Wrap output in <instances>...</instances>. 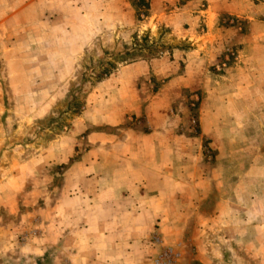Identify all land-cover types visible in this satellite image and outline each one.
I'll return each instance as SVG.
<instances>
[{
    "label": "rangeland",
    "instance_id": "374dc122",
    "mask_svg": "<svg viewBox=\"0 0 264 264\" xmlns=\"http://www.w3.org/2000/svg\"><path fill=\"white\" fill-rule=\"evenodd\" d=\"M149 3L144 12L134 9L132 0H0L2 228L15 230L24 222L15 215L25 217L27 207L20 202L40 196L39 180H45L23 178L13 201L19 199V206L10 205L11 187L2 183L13 180L18 166L47 152L44 164L58 181L65 164L49 166L52 152L71 147L66 134L80 119L87 126L82 135L96 129L89 121L99 116L104 101L96 89L101 80L95 82L94 76L105 63L115 66L110 74L136 61L159 63L156 71L165 76L155 82L150 68L146 97L169 80L174 83V91L163 97L170 98L165 100L172 113L183 117L178 148H191L182 134L191 135L194 169L199 179L207 175L212 182L210 193L217 196L222 182L233 196L230 185L241 179L243 214L250 207L253 183L264 178V171L251 170L264 165V0ZM249 45L253 53L244 61ZM24 229L13 238L19 246ZM172 252L176 264L178 253Z\"/></svg>",
    "mask_w": 264,
    "mask_h": 264
},
{
    "label": "crops",
    "instance_id": "0c3cea01",
    "mask_svg": "<svg viewBox=\"0 0 264 264\" xmlns=\"http://www.w3.org/2000/svg\"><path fill=\"white\" fill-rule=\"evenodd\" d=\"M247 48L244 61L254 45ZM155 63L125 64L97 83L104 103L89 121L96 129L82 135L80 119L66 134L71 147L52 152L49 166L65 164L58 181L41 152V159H27L11 182L2 183L11 187L9 204L17 208L23 178H45L40 196L20 202L25 217L15 215L24 222L15 230L0 226V264H153L166 247L178 253L176 264H264V193L257 191L263 176L255 179L244 214L241 179L230 185L233 196L222 182L217 196L210 193L212 182L194 169L191 135L182 134L191 148L178 152L184 151L176 134L183 117L163 97L174 83L146 97L150 68L155 82L165 76ZM251 170L262 172L264 165ZM21 227L26 235L19 246L14 239Z\"/></svg>",
    "mask_w": 264,
    "mask_h": 264
},
{
    "label": "trees",
    "instance_id": "16d2710c",
    "mask_svg": "<svg viewBox=\"0 0 264 264\" xmlns=\"http://www.w3.org/2000/svg\"><path fill=\"white\" fill-rule=\"evenodd\" d=\"M135 4L133 6L134 9H137L139 7H142V9L144 10V12H146L148 10V2L149 0H132ZM115 59H117L116 57H114ZM118 61L121 62L122 60L120 58H118ZM105 66L103 68H101L100 72H98V74H96L94 76L95 78V82H98L104 78H106L115 68V66L111 63H105ZM73 109V110H72ZM68 110L70 112L75 111V108H72V104L68 106ZM77 112V110H76Z\"/></svg>",
    "mask_w": 264,
    "mask_h": 264
},
{
    "label": "built area",
    "instance_id": "2783aa9c",
    "mask_svg": "<svg viewBox=\"0 0 264 264\" xmlns=\"http://www.w3.org/2000/svg\"><path fill=\"white\" fill-rule=\"evenodd\" d=\"M176 254L171 249L162 250L154 260V264H174Z\"/></svg>",
    "mask_w": 264,
    "mask_h": 264
}]
</instances>
